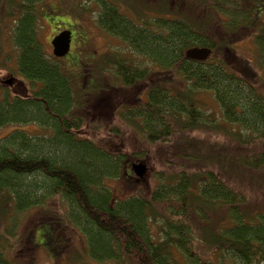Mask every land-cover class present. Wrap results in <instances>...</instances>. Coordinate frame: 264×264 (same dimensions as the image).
Returning a JSON list of instances; mask_svg holds the SVG:
<instances>
[{"label": "trees", "instance_id": "obj_1", "mask_svg": "<svg viewBox=\"0 0 264 264\" xmlns=\"http://www.w3.org/2000/svg\"><path fill=\"white\" fill-rule=\"evenodd\" d=\"M144 1L151 6L149 14L141 12L137 0L120 1L134 9L130 18L119 11L116 0H92L98 5L96 20L101 29L133 52L145 55L161 73L167 72L146 90L147 101L138 98L146 87L138 86L152 79L155 72L119 58L114 65L116 80H89L92 84L85 92L89 96L82 102L84 91L76 89L69 73L74 65L60 67V58L47 56L37 37L39 20L46 22L50 11L59 7L62 15L61 4L10 0L18 3L17 19L0 13V34L8 29L17 52L15 85L22 83L26 88L12 96L2 94L0 126L37 123L52 131L49 137L37 138L17 127L0 138V203L22 210L41 207L53 194L60 196L64 217L46 218L43 242L32 236L28 239L32 248H46L51 243V254L56 243L66 239L57 230L65 224L66 229L87 239L89 256L95 262L181 264L175 255L179 251L186 254L185 264H201L199 252L209 247L216 254L215 264H264V213L244 207V194L220 178L223 170L237 169L235 164L239 166L238 157L246 148L252 152L255 144L264 140V0ZM70 11L68 8L66 15ZM71 25L64 27L73 29L71 44L76 41L74 48L85 49L88 35L79 25ZM245 37L254 42V61L241 59L235 48ZM196 47L208 49L209 54L188 57L189 50ZM78 70L76 74L81 73ZM167 75L183 78L185 89L171 88ZM201 92H211L217 112L198 104L196 96ZM138 99L143 103L138 104ZM87 108L91 112L101 108L98 114L105 110L123 120L137 121L134 130L143 142L155 145L156 153L164 152L169 164L186 158L182 168L168 166L167 183L161 175L153 189L134 194V186L143 178L128 169L126 149L115 152L76 138L81 112ZM92 124L97 129L96 122ZM218 134L240 142L237 157L225 167L219 158L231 154L225 146L217 145ZM251 157L244 155L239 163L251 168L264 164V154ZM118 178L129 194L122 199L114 198L113 188L103 183ZM155 205L169 208L154 212ZM210 207L223 208L226 220L203 217ZM192 213L198 217L196 223L189 220ZM159 216L158 230L165 236L153 238L151 224ZM205 228L208 231L204 233ZM0 264H12L1 250Z\"/></svg>", "mask_w": 264, "mask_h": 264}, {"label": "rangeland", "instance_id": "obj_2", "mask_svg": "<svg viewBox=\"0 0 264 264\" xmlns=\"http://www.w3.org/2000/svg\"><path fill=\"white\" fill-rule=\"evenodd\" d=\"M7 1L8 4H4L0 1V13H10L13 16L12 19L16 20L19 16L18 3H12L10 0ZM120 1L121 0H116L115 5H118V9L121 13L131 18V14L133 13L134 9H131L130 6ZM126 1L133 2V0ZM47 2L52 5L61 4V10L63 11L61 13L62 15H60L58 14L60 7L55 8L54 11L52 9L45 18L46 22L39 20L37 24V37L41 42L44 52L47 56L52 55V47L49 41L55 34H57L67 25H71V23L76 27L79 25L82 32L85 31L88 35V41L85 49L84 47L82 49V46H77L74 48L76 46L75 41L71 44V51L65 57L57 60L59 66L62 68L69 66V64L74 65L70 66L72 67V70H70L69 73L74 78L72 81L75 83L76 89L80 88V90L82 89L84 91L82 102H84L89 96L85 93L88 92L87 88H90L92 84V81L88 83L89 80L93 79L102 81L103 83L116 80L113 75L115 68L114 65H116L115 62L119 58L126 60L129 64H133L141 68L148 66V71L155 72L152 79H146L138 86L142 88L146 87L142 90L143 93L140 94L141 97L138 98L142 99V101H147L146 90L152 85V83L155 84L161 80L160 78L162 77V74L166 75L167 72H164L165 74L161 73V69H158L159 66L156 64L152 65L145 55L133 52L125 42L101 29L98 26L96 20L99 12L98 5L92 2V0H47ZM137 2L139 4L136 5L141 7V12L146 14L151 12V6L149 3L145 2L144 0H137ZM68 8H70L71 11L69 15H66ZM143 19L148 20L147 17ZM47 22L55 24L51 25ZM12 25L13 24H11V26ZM10 27L9 29L12 28ZM62 30H65V28ZM71 31L73 32V29ZM76 31L80 33V30L77 29ZM8 33V29H5L0 34V99H3V93H7L9 96H12L14 95L13 92H17V90L21 89L24 92L26 91V88H23L22 83H19L18 86L15 85V80L17 81V78H15L17 77V52L9 41ZM76 34L77 33L75 32V35ZM78 37H80V35H78ZM80 41L82 40L80 39ZM235 48L238 49L241 59H244L247 62H249L248 59H253V61L255 60V45L253 40L249 39V37L241 39L238 43H236ZM253 68L260 72L262 71L260 68ZM78 69H80L81 73L76 74V71H79ZM167 76H169L168 80L172 82L171 84L173 87L171 88L178 89L179 87L180 89H185L186 85L183 78L179 79L177 75H173L172 77L170 75ZM6 79H11L10 85L4 83V80ZM116 82L113 83L116 84ZM82 83H88V86ZM82 85L85 87V89ZM101 91V89L96 90L95 97L98 98V96L101 94ZM196 98L198 102L200 101L198 104H202L204 108L212 112H217V105L211 92H201L197 94ZM139 99L137 100L139 101L138 104L143 103ZM98 110H101V108L95 109L94 112H91V109L87 108L81 112L83 120L81 126L76 131V138L91 140L97 144L98 147L100 146L103 148H109L115 152L119 151L121 148L126 149V152L124 153H129L127 158V166L130 170L132 164H144L145 172L143 176L140 177L143 178V180L142 183L136 184V186H134V194L145 193L144 188L147 190L153 189L159 183L161 175L166 181L167 175L171 173L167 171L168 166H176L178 169L182 168L181 163H183L186 158L178 159V161L175 160L173 163L169 164L164 152L156 153L157 147L155 145L146 144L143 142V139L140 138L138 132L134 130L138 128L136 125L137 121L133 120L134 122H129L123 120L117 117L116 114H109V112H106L105 110L102 111L101 114H98ZM99 116H102L100 120H98ZM93 118H97L96 121ZM94 122H96V125L98 126L97 129H94L93 127L94 124L92 123ZM17 127H21L28 135H32L37 138L41 136L49 137L52 135L51 130L42 128L37 123H27L22 126L7 124L0 126V138H5L11 133L12 130ZM235 129L238 130L240 128ZM114 130L117 132H114ZM201 133L203 135L207 134L205 131H202ZM116 134H118V137H116ZM216 137L217 145L225 146L226 150L229 151V154H231L230 158H227L228 155L221 156L219 158L220 162L223 163L225 167L228 165L227 163L231 158H233V156L234 158L237 157L235 152L236 148L240 147V142L233 138L232 140L230 138H226L225 135H219ZM253 148L254 150L252 152L246 148L245 153L243 152L244 154L238 157L239 160L237 161V164H239V166L235 164L237 169L233 170V168H231L230 171L223 170L220 178H223L225 182L227 181L232 186V188L244 194V207L246 206L251 212L264 213V164L257 166L256 168H251L243 165V163H239L241 162V158H243L244 155L245 157L250 155L252 157L259 156L260 154L263 155L264 140L257 142ZM185 151L186 149L182 150V152ZM232 151L235 154H233ZM254 160L255 159H252V161ZM233 172L235 173L232 174ZM132 173L131 179H134ZM103 183L107 187L114 189H112V193L114 192V195H116L114 198L122 199L129 195L127 193L128 190L121 187L123 182L120 180V178L117 180L107 179L104 180ZM163 206L159 207L158 205H155L152 207V210L157 212L166 206L169 208L168 205ZM205 210L206 211H203V217H207L208 220L214 221L213 219L217 218L221 221L226 220L227 212L223 208L210 207L208 209L206 208ZM64 213L65 206L63 205L60 196H57L56 194H53L47 198L41 207H32L22 210H15L13 209L12 204H2L1 202L0 250L12 264H121L115 261L95 262L91 260L88 253L87 239L82 238V236L75 233L74 230L69 231V229H66L67 227L65 224V227L64 225H62L63 227L59 226L57 230L58 232H61V234L63 233L65 236L64 238L66 239H64V241L61 243H56V246L54 245L55 247L53 249L55 250L53 254L50 253L53 246L51 243L50 246L46 248H32L31 244L28 242L30 236L38 240V243L45 240V238H42V234L47 230L45 225L47 222L46 218L57 216L61 218L64 217ZM165 214H167V212H165ZM192 216L193 217H191L189 220L193 223H196L198 221L197 215L192 213ZM161 221L162 218L159 216L158 219L155 220V223L153 225L151 224L153 238H164L165 236L163 231L158 230V226ZM212 221H209L210 226H214V222ZM204 222L206 223V221ZM198 224L200 227H202L201 222H198ZM69 225H72V223L70 222ZM207 231L208 229L205 228L204 233ZM197 234L200 235V232H197ZM199 253L202 259L201 264H215L216 254L213 253V251H210L209 247L208 250L202 248ZM183 254L185 253L179 251L175 252L176 257L178 258L177 260L181 264H185L183 260ZM224 264L229 263L225 262Z\"/></svg>", "mask_w": 264, "mask_h": 264}, {"label": "water", "instance_id": "obj_3", "mask_svg": "<svg viewBox=\"0 0 264 264\" xmlns=\"http://www.w3.org/2000/svg\"><path fill=\"white\" fill-rule=\"evenodd\" d=\"M70 42H71V31L70 30H63L55 35L50 44L52 46V55L56 58L64 57L68 54L70 50ZM209 54V50L203 47H196L188 52V57L191 58H200L203 56H207ZM5 84L10 85L11 80L7 79L4 81ZM132 171L137 177H142L145 172V165L144 164H132Z\"/></svg>", "mask_w": 264, "mask_h": 264}, {"label": "flooded vegetation", "instance_id": "obj_4", "mask_svg": "<svg viewBox=\"0 0 264 264\" xmlns=\"http://www.w3.org/2000/svg\"><path fill=\"white\" fill-rule=\"evenodd\" d=\"M29 243H30L31 245H33L31 241H29Z\"/></svg>", "mask_w": 264, "mask_h": 264}]
</instances>
